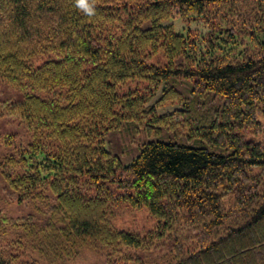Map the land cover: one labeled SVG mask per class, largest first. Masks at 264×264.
Wrapping results in <instances>:
<instances>
[{"label": "trees", "instance_id": "16d2710c", "mask_svg": "<svg viewBox=\"0 0 264 264\" xmlns=\"http://www.w3.org/2000/svg\"><path fill=\"white\" fill-rule=\"evenodd\" d=\"M231 1L0 0V82L21 93L19 100L0 104V111L19 117L32 134L6 161L14 176L5 175L6 185L14 200L48 190L57 202L46 213L48 224L22 220H29L27 231L40 254L47 255L46 246L55 255L56 248L69 254L67 242L75 238L110 249L142 247L138 236L115 230L106 217L113 192L105 188L114 182L122 187L118 200L146 207L165 223L180 207L206 218L208 243L175 264H264V193L240 168L264 167V145L235 132L237 123L251 120L250 109L264 108V9L247 25L253 33L242 34L261 55H243L237 65L218 63L235 54L231 46L238 35L228 40L226 32H218L202 52L189 34L164 22L179 11L199 15L208 4ZM157 47L171 59L169 70L150 65L147 53ZM41 57L48 59L38 67L34 60ZM180 57L196 67L176 69L173 61ZM135 76L146 77L154 91L162 87V101L182 98L174 82L179 76L195 79L196 88L224 97L222 112L213 107L205 114L194 108L196 102L185 104L170 115L192 128L194 142L148 141L125 165L106 149L105 134L141 111L149 137L163 118L149 105L152 95L121 96L120 87ZM38 90L54 97L38 96ZM231 196L235 203L226 212ZM232 211L247 219L226 226Z\"/></svg>", "mask_w": 264, "mask_h": 264}, {"label": "rangeland", "instance_id": "374dc122", "mask_svg": "<svg viewBox=\"0 0 264 264\" xmlns=\"http://www.w3.org/2000/svg\"><path fill=\"white\" fill-rule=\"evenodd\" d=\"M259 2V0H232L226 4H208L199 15L188 16L179 11L172 14V16L175 15L173 20H165L164 22L171 25L178 33H183L185 36L189 34V41L198 43V48L200 47L202 52L204 43L213 42L214 36L218 32H226L228 40H233V34L238 35L236 45L231 46L232 49H237V51H233L235 54L233 53V55L231 54L232 56L226 59L223 58L221 61L217 59L220 62L218 64L237 65L240 61H243L237 60L243 55H245L243 59L247 57L257 59L261 55L260 49H254L246 45L247 41L242 35L253 33L252 27L249 30L247 25H253L255 18H259L261 15L259 7L264 9V6L259 5ZM124 4L126 3H119L121 6H124ZM133 6L135 7V5ZM249 14L254 15L253 20L246 19ZM121 16L123 18V15ZM124 19L126 20V16ZM117 26L118 28L121 27L120 24H117ZM259 26L260 24L257 25V28ZM224 28L228 31L223 30ZM117 36H121L119 29ZM148 54L151 66L161 69L172 67L171 59L163 48H153L151 53L148 52ZM236 54H238V57ZM216 57L222 58L220 55ZM234 58L237 59L235 60ZM46 59L48 58L41 57L34 61L37 60L36 65L40 67ZM173 62H176V64H173L176 69L180 70L196 67L195 64H189L185 58L181 57ZM145 78L143 76H135L129 79L120 87L119 92L121 96L131 97L145 96L144 98H148L149 95H152L149 105L154 108L159 117H163L156 127L158 133L154 131V134L149 137L146 135L144 129L148 121L146 122V119L139 121L142 115L140 111L136 120H129L123 124L122 129L110 133L107 132L103 137L106 149L114 156L119 157L125 165H129L140 156L143 145L149 143L148 141L166 140L182 144L194 142L189 140L192 128L178 117L173 118L170 115L175 110L185 104L196 102L194 108L198 111L202 109L203 113L209 114V109L214 107L218 113H221L225 100L216 91L207 92L196 88L195 79L189 80L179 76L174 82L178 92L182 94V98L180 100L173 98L162 101L160 99L162 87L159 91H154L155 87L151 89V84ZM193 92L201 93L203 97H197ZM37 95L44 98L54 97L52 92L40 90H38ZM20 97L21 93L17 88L10 86L8 83L0 82V104L11 99L17 101ZM248 112L252 116L251 120L243 119L242 122L237 123L235 132L241 133L249 140L258 141L264 145V108L259 106L250 109ZM138 122L142 123L141 129L137 127ZM9 137H12V139ZM31 141L32 134L19 117L5 115L0 111L1 264H118L122 262L126 264H175L177 260L201 249L208 243L206 240V218L204 216H196L190 210L180 207L179 210H175L170 215V219L165 223L164 219L157 218L146 207H134L125 201L118 200L119 194L122 193L120 190L122 187L113 182L105 188L113 192V195L110 194L108 201L109 217L108 215L106 217L115 230L138 236L142 240V247L136 249H126L125 247L110 249L100 245L93 246L86 240L75 238L67 242L70 245L69 254L56 248L57 253L55 255L47 246L45 247L48 252L47 255L44 256L42 252L40 254V246L33 238L29 237L27 231L29 220L25 222L22 220L24 218H32L31 223L37 224V226L38 224L40 226L48 224L46 213L54 204H57L56 197L46 190L41 193H39L40 191H35L32 197H27L21 201L14 200L12 198L13 192L8 187V184L6 185L5 178V175L10 176L13 170L6 164V161L9 160L8 158L14 155V151L20 152L23 146ZM217 152L219 151L217 150ZM240 168L242 171L247 172L251 179H254L253 188L258 187L259 192L263 194L264 167L245 168L242 166ZM225 189L223 192H226ZM95 191L99 192L97 189ZM234 203L233 196L225 201L226 212ZM246 219L242 213L237 214L232 211L226 217V226L242 224ZM55 221L49 223H54L55 227L59 229V223L56 224ZM48 258H51V260L44 261V259Z\"/></svg>", "mask_w": 264, "mask_h": 264}]
</instances>
